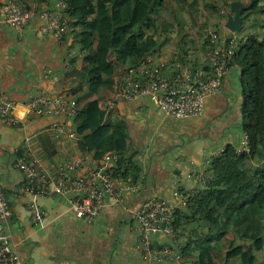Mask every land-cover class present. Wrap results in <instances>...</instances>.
<instances>
[{
    "label": "crops",
    "instance_id": "crops-1",
    "mask_svg": "<svg viewBox=\"0 0 264 264\" xmlns=\"http://www.w3.org/2000/svg\"><path fill=\"white\" fill-rule=\"evenodd\" d=\"M4 1L0 0V7ZM44 1L39 7L52 9L59 0ZM178 11L176 4L169 3L152 15L168 26L157 29L156 46L145 57L160 67L165 78L172 72V58L177 54L189 56L192 66L208 70L204 37L199 34L203 33L206 21V29L218 26V32H229L225 24L228 16H232L229 9L223 8L215 13L201 6L193 7L192 13L186 9L177 17ZM41 26L42 22L36 20L18 33L0 23V92L5 99L18 104L15 125L7 126L0 120V179L10 206L5 230L11 249L19 264H147L135 251V213L150 196L165 198L175 208H183V195L201 189V184L190 174L200 171L226 145L240 143L239 71L235 66L228 69L223 93L206 98L203 112L197 118L166 116L145 99L118 100L116 108L109 113L100 105L101 122L93 134L84 137L88 151L82 153L78 147V139L82 137L76 133L78 119L63 115L32 117L22 106L39 90L52 94L62 90L81 105L94 99L86 95V84L79 78L84 54L74 38L67 34L62 39L52 36L39 39L37 32ZM46 73L61 77L60 89L45 79ZM138 106L143 111L136 113ZM54 124L76 136L70 138L67 132L52 130ZM119 124L126 126L127 140H119ZM28 150L50 166L86 158L91 164H105L107 168L114 167L110 157H115V150H119L127 157L133 155V163L140 167L141 180L136 184L139 189L136 193L125 191L121 205L107 202L96 221L87 224L73 216L68 198H34L25 192V181L15 162ZM111 176L120 187L133 186L129 179ZM32 200L44 213L39 224L33 223L26 208V203ZM200 236L201 228L187 219L171 237H154L155 245H171L181 256L179 263L161 264H196L195 241ZM226 238L234 240L233 236ZM245 252L244 249L230 251L227 257L231 263L237 256H245Z\"/></svg>",
    "mask_w": 264,
    "mask_h": 264
},
{
    "label": "trees",
    "instance_id": "trees-1",
    "mask_svg": "<svg viewBox=\"0 0 264 264\" xmlns=\"http://www.w3.org/2000/svg\"><path fill=\"white\" fill-rule=\"evenodd\" d=\"M21 1L27 7L45 3ZM63 1L69 20L68 34L84 54L79 78L86 84V95L94 97L82 105L76 116V133L82 137L78 139V147L82 153L88 151L84 137L93 134L101 122L99 106L109 113L119 102L114 88L119 66L138 65L156 46L157 29L168 26L167 22L152 18L158 8L174 3L180 11L189 9L192 13L193 7L201 6L205 11L218 13L220 8L230 11L231 4L238 1L249 6L241 13L239 48L228 66L239 71L240 129L242 137L247 138L248 151L228 144L208 161L201 189L185 193L184 207L175 208L172 232L187 219L201 228V236L195 241L196 264H264V259L258 256L259 244L264 240V0H219V7L214 5L217 0ZM180 11L175 12L177 17ZM251 14H257V18L250 19ZM206 27L207 21L199 34L204 37L205 52ZM213 30L218 33V26ZM205 69L209 73L208 66ZM117 128L119 140H127L126 126L119 124ZM105 149L106 145L102 147ZM114 154L116 161L113 168H107L108 173L136 185L141 180V169L133 163V155L127 157L119 150ZM227 236H233L234 240L229 241ZM239 249H244L246 255L237 256L230 263L228 253Z\"/></svg>",
    "mask_w": 264,
    "mask_h": 264
},
{
    "label": "built area",
    "instance_id": "built-area-1",
    "mask_svg": "<svg viewBox=\"0 0 264 264\" xmlns=\"http://www.w3.org/2000/svg\"><path fill=\"white\" fill-rule=\"evenodd\" d=\"M64 1L59 0L52 9H43L34 4L27 7L21 0H5L0 7V23L21 33L26 26L36 20L42 22L37 32L39 39L52 36L62 39L68 34L69 20L64 13ZM209 73L191 65L189 56L180 54L172 58L173 70L163 77L160 67L154 66L149 58L136 66L125 68L120 77H115L116 98L134 102L147 100L164 115L188 119L197 118L203 112L205 99L219 95L223 91L224 78L231 59L239 48V39L234 33L215 32L208 29L205 35ZM164 64L162 63V66ZM45 74V79L55 88H61V77ZM18 104L3 97L0 92V120L7 126L17 122L15 110ZM29 116L63 115L75 119L82 105L62 90L52 94L45 90L37 91L22 105ZM143 111L142 106L136 113ZM52 130L67 132L70 138L76 135L63 126L52 125ZM243 138L241 150L246 148L247 138ZM27 140L25 145H27ZM107 158V157H106ZM109 159V157L107 158ZM112 162L116 157H110ZM208 163V162H207ZM207 163L190 176L201 185ZM15 168L25 181V192L34 198L59 196L69 199L70 210L76 219L92 224L101 214L107 202L123 204L125 191L136 193L138 185L120 187L108 173L105 164H91L86 158H78L58 166L44 164L30 150L16 159ZM177 197V194H173ZM32 221L39 224L43 211L35 201L26 203ZM175 206L165 198L150 196L140 205L134 216L133 230L137 234L135 251L147 264L163 262L179 263L180 254L168 244L155 245L153 238L172 236V222ZM10 217V206L0 179V264H19V258L11 249L9 236L5 230Z\"/></svg>",
    "mask_w": 264,
    "mask_h": 264
},
{
    "label": "water",
    "instance_id": "water-1",
    "mask_svg": "<svg viewBox=\"0 0 264 264\" xmlns=\"http://www.w3.org/2000/svg\"><path fill=\"white\" fill-rule=\"evenodd\" d=\"M249 6L244 5L240 2H234L230 6V11L232 13V16H228L225 29H227L231 33H239L243 29V18L241 16V13L246 10ZM116 61V59H114ZM125 71V68L122 66H119L118 70L115 73V77H120L123 72Z\"/></svg>",
    "mask_w": 264,
    "mask_h": 264
},
{
    "label": "rangeland",
    "instance_id": "rangeland-1",
    "mask_svg": "<svg viewBox=\"0 0 264 264\" xmlns=\"http://www.w3.org/2000/svg\"><path fill=\"white\" fill-rule=\"evenodd\" d=\"M211 2V1H210ZM216 3L217 4H214V5H216L217 7H219L220 6V2H219V0H217L216 1ZM222 9V8H221ZM225 10H227V9H225ZM254 18H257V14H251V17H250V19H254ZM247 24H249L250 25V23L248 22ZM248 25V26H249ZM257 29V28H256ZM255 29V30H256ZM259 32H261L262 30H259V29H257ZM240 143H238V148L240 149V145L244 142L243 141V138L242 139H240V141H239ZM259 247H261V250H259V252H258V256L260 257V259H264V240L259 244Z\"/></svg>",
    "mask_w": 264,
    "mask_h": 264
}]
</instances>
